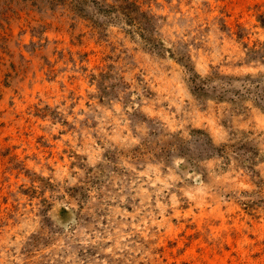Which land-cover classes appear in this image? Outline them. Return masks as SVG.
Listing matches in <instances>:
<instances>
[{
	"label": "rangeland",
	"instance_id": "rangeland-1",
	"mask_svg": "<svg viewBox=\"0 0 264 264\" xmlns=\"http://www.w3.org/2000/svg\"><path fill=\"white\" fill-rule=\"evenodd\" d=\"M0 264H264V0H0Z\"/></svg>",
	"mask_w": 264,
	"mask_h": 264
}]
</instances>
